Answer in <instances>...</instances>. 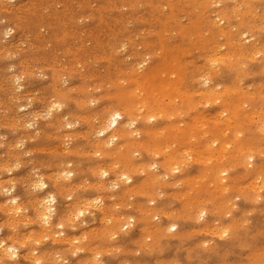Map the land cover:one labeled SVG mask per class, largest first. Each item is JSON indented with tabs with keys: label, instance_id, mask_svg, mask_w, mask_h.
<instances>
[{
	"label": "rangeland",
	"instance_id": "1",
	"mask_svg": "<svg viewBox=\"0 0 264 264\" xmlns=\"http://www.w3.org/2000/svg\"><path fill=\"white\" fill-rule=\"evenodd\" d=\"M101 1L0 0V264H264V0Z\"/></svg>",
	"mask_w": 264,
	"mask_h": 264
},
{
	"label": "bare ground",
	"instance_id": "2",
	"mask_svg": "<svg viewBox=\"0 0 264 264\" xmlns=\"http://www.w3.org/2000/svg\"><path fill=\"white\" fill-rule=\"evenodd\" d=\"M100 1H101V0H100ZM101 2H102V1H101ZM228 2H229V1H228ZM3 3H4V2H3ZM105 3H106V2H105ZM230 3H231V2H230ZM93 4H94V3H93ZM226 4H227V3H226ZM261 5H262V4H261ZM3 7H4V6H3ZM4 8H5V7H4ZM147 9H148V8H147ZM3 10H4V9H3ZM219 10H220V9H219ZM234 11H235V10H234ZM257 11H258V10H257ZM113 13H114V12H113ZM212 16H213V15H212ZM183 19H184V18H183ZM93 20H94V19H93ZM79 21H81V20H79ZM80 23H81V22H80ZM96 23H97V22H96ZM13 24H14V23H13ZM93 26H94V25H93ZM142 26H143V25H142ZM144 26H145V25H144ZM146 26H147V24H146ZM14 28H15V27H14ZM148 28H149V27H148ZM20 32H21V31H20ZM75 42H76V41H75ZM220 49H221V48H220ZM222 51H223V50H222ZM219 52H220V51H219ZM257 53H258V52H257ZM231 55H232V54H231ZM216 56H218V54H217ZM233 56H234V55H233ZM154 59H155V57H154ZM219 59H220V58H219ZM221 60H222V59H221ZM224 60H226V59H224ZM17 61H18V60H17ZM219 63H220V62H219ZM223 64H224V63H223ZM217 66H218V64H217ZM219 66H220V65H219ZM223 66H224V65H223ZM133 67H134V66H133ZM65 68H66V67H65ZM254 69H255V68H254ZM223 71H224V70H223ZM46 72H47V71H46ZM227 74H228V73H227ZM74 76H75V75H74ZM76 77H77V76H76ZM74 78H75V77H74ZM198 78H199V77H198ZM194 79H195V78H194ZM194 79H193V80H194ZM202 79H203V78H202ZM46 80H47V79H46ZM69 80H70V79H69ZM217 80H218V79H217ZM221 80H222V79H221ZM258 80H259V79H258ZM258 80H256V81H258ZM144 81H146V79H144ZM194 81H196V80H194ZM212 81H213V80H212ZM46 82H47V81H46ZM75 82H77V81H75ZM224 82H225V81H224ZM200 83H201V82H200ZM217 83H218V82H217ZM229 83H230V82H229ZM163 84H164V83H163ZM224 84H225V83H224ZM215 86H216V83H215ZM218 86H219V85H218ZM56 88H57V87H56ZM58 88H59V87H58ZM214 94H215V91H213L212 89H209V90H208V95H209V96H212V95H214ZM218 96H219V95H218ZM75 97H76V96H75ZM97 97H98V96H97ZM141 99H142V98H141ZM176 99H177V98H176ZM166 101H167V100H166ZM101 102H103V101H101ZM164 102H165V101H164ZM68 103H69V101H68ZM201 103H202V102H201ZM66 104H67V103H66ZM154 105H155V104H154ZM73 106H74V105H73ZM98 106H99V105H98ZM244 106H245V105H244ZM75 107H76V106H75ZM99 107H100V106H99ZM159 107H160V106H159ZM44 110H45V109H44ZM52 110H53V109H52ZM52 110L50 109V111L48 112L47 115H52V112H51ZM215 110H216V109H215ZM220 110H221V109H220ZM45 111H46V110H45ZM75 111H76V110H75ZM210 111H211V110H210ZM71 112H72V111H71ZM117 113L119 114V118L116 120L115 125L110 126V125H109V121L111 120V118H112L114 115H117ZM35 114H36V113H35ZM69 114H70V113H69ZM216 114H217V113H216ZM223 114H224V113H223ZM67 115H68V114H67ZM123 115H124V113H122V112L119 111V110H115V109H114V110H111V111L108 113V116H107V122L105 123L104 127L101 128L100 131H97V132H99V134H100L101 137L103 138L102 141H103L104 144L106 143V144H108L109 146H111V145H113L114 142L117 140V138H118V136H119L118 134L120 133V132H119V127H120V125H121V123H122ZM221 115H222V114H221ZM45 117H46V116H45ZM56 117H57V116H56ZM149 118H150V117H149ZM71 119H72V118H71ZM105 119H106V118H105ZM171 119H172V118H171ZM79 122H80V121H79ZM134 124H135V121H132V122L129 124V126L131 127V126H133ZM184 124H185V123H184ZM199 124H200V123H199ZM86 125H87V124H86ZM86 125H85V126H86ZM126 126H127V125H126ZM187 126H188V125H187ZM174 127H175V126H173L172 128H174ZM183 128H184V127H183ZM178 129L181 130V127L179 126ZM178 129H177V131H178ZM48 130H49V129H48ZM174 130H175V129H174ZM46 132H47V131H46ZM50 132H51V131H50ZM53 132H54V131H53ZM135 132H136V131H135ZM179 132H180V131H179ZM109 133H111V135H109ZM176 133H177V132H176ZM261 133H264V131L261 132ZM49 135H50V134H49ZM134 135H135V134H134ZM124 136L126 137V132H125V131H124ZM158 136H160V135H158ZM239 136H240V134H239ZM63 137H64V135H63ZM155 138H156V137H155ZM45 139H46V138H45ZM238 139H239V138H238ZM47 141H48V140H47ZM210 142H211V141H210ZM44 143H45V142H44ZM120 143H121V142H120ZM208 144H209V142H208ZM100 145H101V144H100ZM214 145H215V144H214ZM15 146H16V145H15ZM117 147H118V146H117ZM120 147H121V146H120ZM120 147H119V149H120ZM117 149H118V148H117ZM184 149H185V148H184ZM85 150H87V148H86ZM117 151H118V150H117ZM182 151H183V150H182ZM88 152H90V151H88ZM92 152H93V151H92ZM92 152H91V153H92ZM85 153H86V152H85ZM150 153H151V152H150ZM180 153H181V152H180ZM203 154H204V153H203ZM143 155H144V154H143ZM149 157H150V156H149ZM166 157H167V156H166ZM251 157H252V155H251V154H248V157H247V158L251 159ZM145 158H147V157H145ZM195 158H196V157H195ZM53 159H54V158H53ZM148 159H149V158H148ZM219 159H220V158H219ZM208 160H209V159H208ZM208 160H206V161H208ZM217 160H218V159H217ZM62 161H63V160H62ZM90 161H91V159H90ZM90 161H89V162H90ZM93 161H94V160H93ZM107 161H108V160H107ZM2 162H3V161H2ZM54 162H55V161H54ZM4 163H5V162H4ZM80 163H81V162H80ZM90 163H94V162H90ZM102 163H103V162H102ZM151 163H153V162H151ZM3 165H4V164H3ZM3 165H1V166H3ZM8 165H9V164H8ZM8 165H7V166H8ZM84 165H85V164H84ZM150 165H151V164H150ZM155 165H156V164H155ZM193 165H194V164H193ZM58 166H59V165H58ZM82 166H83V165H82ZM90 166H92V165H90ZM95 166H96V165H95ZM3 167H4V166H3ZM3 167H2V168H3ZM59 167H60V166H59ZM193 167H194V166H193ZM193 167H192V168H193ZM3 169H4V168H3ZM62 169H63V167H62ZM176 169H177V168H174L173 170L176 171ZM60 171H61V170H60ZM191 171H192V170H191ZM63 172H64V171H63ZM224 172H226V171L223 170V171H221L220 173L223 174ZM55 173H57V174H58V173L61 174L62 171H61V172H58V171H57V172H55ZM85 173H86V172H85ZM105 173H106V171H103L102 174L105 175ZM52 174H54V173H51V175H52ZM57 174H54V176H55V175L58 176ZM87 174H88V173H87ZM67 175L69 176V173H67ZM111 175H112V174H111ZM111 175H110V176H111ZM159 175H160V174H159ZM3 176H4V175H3ZM52 176H53V175H52ZM120 176L123 177L124 179H126L127 181L130 180V178H129L127 175H125L124 173H122V172L120 173ZM42 177H43V176H40V179L38 178V179H39L38 182H39V183H43V184L45 185L44 188H39V189L43 192V190L46 189L47 186H46V182L44 181V179H43ZM84 177H85V176H84ZM137 177H138V176H137ZM139 177H140V176H139ZM1 178H2V177H1ZM52 178H53V177H52ZM55 178H56V177H55ZM55 178H54V179H55ZM114 178H115V177H114ZM162 178H163V177H162ZM164 178H165V177H164ZM164 178H163V179H164ZM54 179H53V180H54ZM59 179H60V178L58 177V180H59ZM61 179H62V178H61ZM67 179H68V178H67ZM67 179H65V180H67ZM88 179H89V178H88ZM93 179H94V178H93ZM136 179H137V178H136ZM5 180H6V179H5ZM56 180H57V179H56ZM100 180H101V179H100ZM108 180H109V179H108ZM111 180H112V179H111ZM109 181H110V180H109ZM47 182H48V181H47ZM87 182H88V180H87ZM196 182H198V181H196ZM253 182H254V181H253ZM51 183H52V182H51ZM51 183H49V184H51ZM53 183H54V181H53ZM96 183H97V182H96ZM33 184L36 185V184H38V183H37V181H36V183H33ZM33 184H32V185H33ZM86 184L88 185V183H86ZM92 184H93V183H92ZM178 185H179V184H178ZM6 186H7V185H6ZM50 186H51V185H50ZM96 186H97V185H96ZM249 186H251V185H249ZM70 187H71V186H70ZM86 187H87V186H86ZM247 187H248V186H247ZM251 187H253V186H251ZM254 187H258V186H254ZM254 187H253L252 189H254ZM6 188H7V187H5V189H6ZM3 189H4V188H3ZM3 189H2V191H3V192H6V191H4L5 189H4V190H3ZM37 189H38V188H37ZM260 189H261V188H259V190H260ZM89 190H90V189H89ZM168 190H169V189H168ZM8 191H9V189H8ZM53 191H54V190H53ZM255 191H258V190H255ZM0 192H1V191H0ZM48 192H49V191H48ZM48 192L46 193L47 195H46L44 198H42V199L40 198V199H39V200H41V201H39V203H41V205H43V206H40V207H41V213H40V216H38V217L41 219V221H43V223L45 224V226H47V225H49V226H53V225H54V222H55V219H54L55 217H54V215H55L56 209H55V206L53 205V203H45V201L49 200V198L54 199V202L57 201V200H56V198L52 195V193L49 192V193L51 194V195H50V194H48ZM51 192H52V191H51ZM61 192H62V191H61ZM6 193H7V192H6ZM38 193H39V192H38ZM42 195H43V193H42ZM37 196H38V195H37ZM38 197H39V196H38ZM57 197H58V196H57ZM85 197H86V196H85ZM100 197H101V196H100ZM100 197H99V198H100ZM68 198H69V197H68ZM99 198H98V199H99ZM34 199L36 200V198H34ZM93 199H94V198H93ZM98 199H97V200H98ZM141 199H142V198H141ZM7 200H8V199H7ZM13 200L16 201V203H15V209H14L15 211H13V213L16 214L15 216H19V215H21L20 212H22V211H21L22 208H20V205H18L17 199H16L15 197L12 199V201H13ZM84 200H86V199H84ZM258 200H259V199H258ZM32 201H33V200H32ZM37 201H38V200H37ZM79 201H80V200H79ZM79 201H78V202H79ZM95 201H96V200H95ZM107 201H108V200H107ZM139 201H140V200H139ZM160 201H161V200H159V202H160ZM73 202H74V201H73ZM166 202H167V201H166ZM39 203H35V204L37 205V204H39ZM84 203H85V202H84ZM101 203H102V202H101ZM108 203H109V202H108ZM23 204H24V203H23ZM30 204H32V202H30ZM76 204H78V203L76 202L75 205H76ZM85 204H86V203H85ZM99 204H100V202H99ZM105 204H106V203H105ZM159 204H160V203H159ZM21 205H22V203H21ZM71 205H72V204H71ZM81 205H82V204H81ZM86 205H87V204H86ZM89 205H90V204H89ZM34 206H35V205H33L32 207H34ZM37 206H38V205H37ZM37 206H35L36 209L38 208ZM100 206H102V205L100 204ZM11 207H12V208H11ZM11 207H10L9 209H13L14 205H12ZM42 207H43V208H42ZM49 207H51V208L53 209V211H52L51 213L48 212V208H49ZM91 207L94 208V206H92V204H91ZM95 207H96V206H95ZM69 208H70V207H69ZM81 208H82V207H81ZM33 209H34V208H33ZM38 209H39V208H38ZM38 209H37V210H38ZM70 209H71V208H70ZM254 209H255V208H254ZM30 210H31V209H30ZM34 210H35V209H34ZM39 210H40V209H39ZM39 210H38V211H39ZM74 210H75V209H74ZM74 210H73V211H74ZM81 210H82V209H81ZM83 210H85V209H83ZM9 211H10V210H9ZM24 211H27V210H24ZM38 211H36V212L39 214L40 211H39V212H38ZM73 211H72V212H73ZM77 211H78V210H76V212H77ZM79 212H81V211H79ZM79 212H78V213H79ZM83 212H84V211H83ZM91 212H92V211H91ZM127 212H129V211H127ZM131 212H132V211H131ZM199 212H200V211H199ZM7 213H8V212H7ZM10 213H12V212L10 211L9 214H10ZM17 213H20V214L18 215ZM37 213H35V215H36ZM69 213H70V212H69ZM69 213H66V214H69ZM73 213H74V212H73ZM73 213H70V215H71V214L73 215ZM78 213H76V214H78ZM84 213H85V212H84ZM38 214H37V215H38ZM119 214H120V213H119ZM126 214H127V213H126ZM136 214H137V213H136ZM101 215H102V214H101ZM4 216H5V215H4ZM15 216H13V217H15ZM44 216H48V220H47V222L44 221ZM57 216L59 217V215H57ZM61 216H62V215H60V217H61ZM74 216H75V214H74ZM76 216L78 217V215H76ZM82 216H83V215H82ZM102 216H103V215H102ZM104 216H106V215H104ZM107 216H109V215H107ZM107 216H106V217H107ZM110 216H111V215H110ZM113 216H114V215H113ZM24 217H25V216H24ZM24 217H22V219H23ZM34 217H35V216H34ZM38 217H37V218H34V219H35V220H36V219H39ZM70 217H71V218H69V219H71V220H73V221L75 222L74 219H76L77 217H73L74 219H72V216H70ZM120 217H121V216H120ZM156 217H157V216H156ZM258 217H259V216H258ZM20 218H21V217H20ZM25 218L29 221V219L27 218V216H26ZM67 218H68V217H67ZM78 218H79V217H78ZM82 218H83V217H82ZM102 218H103V217H102ZM102 218H101V219H102ZM9 219H10V218H9ZM93 219H94V218H93ZM105 219H107V218H105ZM256 219H257V218H255L254 220H256ZM5 220H7V219H5ZM67 220H68V219H67ZM76 220H77V219H76ZM10 221H11V220H10ZM17 221L19 222V220H17ZM17 221H16V222H17ZM68 221H70V220H68ZM86 221L89 222L88 220H86ZM106 221H107V220H106ZM165 221H166V220H165ZM6 222H7V221H6ZM13 222H14V221H13ZM22 222L24 223V221H22ZM22 222H21V223H22ZM39 222H40V221H39ZM107 222H110V221H107ZM0 223H1V222H0ZM28 223H29V222H28ZM70 223H73V222L70 221ZM17 224H18V223H17ZM55 224H56V223H55ZM61 224H62V223L59 222L57 226H59V225H61ZM83 224H84V222H83ZM2 225H3V224H2ZM11 225H12V224H11ZM39 225H41V223H39ZM12 226H13V225H12ZM95 226H96V225H95ZM130 226H131V225H130ZM34 227H35V225H34ZM38 227H41V226H38ZM42 227H43V224H42ZM31 228H32V227H31ZM31 228H30V229H31ZM43 228H44V227H43ZM62 228H64V225H63ZM10 229H12V228L10 227ZM46 229H48V228L46 227L45 230H46ZM50 229H51V228H50ZM84 229H85V228H84ZM93 229H94V227H93ZM176 229H177V227H176L175 225L170 226V230H171V231H175ZM31 230H32V229H31ZM34 230H35V229H33V231H34ZM81 230H82V229H81ZM28 231H29V230H28ZM28 231H27V232H28ZM42 231H43V229H42ZM67 231H68V230H67ZM2 232H3V231H2ZM21 232H22V231H21ZM29 232H30V231H29ZM84 232H85V231H84ZM84 232H83V233H84ZM24 233H25V231H24ZM43 233L45 234V232H43ZM43 233H41V234H39V235H37V234H38V233H37L36 235L41 237ZM61 233H64V231H62ZM68 233H69V232H68ZM80 233H81V232H80ZM0 234H1V231H0ZM46 234H47V233H46ZM52 234L54 235V233H52ZM56 234H57V233H56ZM56 234H55V236H57ZM70 234H71V233H70ZM138 234H139V233H138ZM208 234H209V233H208ZM210 234H211V233H210ZM8 235H9V234H8ZM8 235H7V236H8ZM16 235H17V234H16ZM24 235H26V233H25ZM27 235H28L27 237H30V239H31L32 235L30 236L28 233H27ZM36 235H35V236H36ZM53 235H52V236H53ZM73 235L75 236V234H73ZM83 235H84V234H83ZM211 235H213V234H211ZM1 236H2V235H1ZM44 236H45V235H44ZM47 236H48V235H47ZM55 236H54V238H55ZM58 236H59V234H58ZM62 236H63V235H61V237H62ZM69 236H70V235H69ZM79 236L81 237V235H79ZM2 237H3V236H2ZM2 237H0V238H2ZM9 237H10V239H11V236H9ZM14 237H15V236H14ZM17 237H18V236H17ZM40 237L37 238L38 241H39V238H40ZM61 237H59V239H60ZM80 237H78V238L81 240V238L85 237V235L82 236L81 238H80ZM21 238H22V237H21ZM24 238H25V237H24ZM45 238H46V237H45ZM45 238L43 237V239H45ZM56 238H58V237H56ZM56 238H55V239H56ZM75 238H77V236H75ZM75 238H74V239H75ZM218 238H219V237H218ZM22 239H23V238H22ZM62 239H63V238H61V240H62ZM69 239H70V237H69ZM69 239H68V240H69ZM72 239H73V238H72ZM13 240H15V239L13 238ZM13 240H12V241H13ZM19 240H20V239H19ZM19 240H18V241H19ZM25 240H27V238H26ZM28 240H29V239H28ZM40 240H41V239H40ZM52 240H54V239L52 238ZM68 240L66 239L67 242L70 241V240H69V241H68ZM82 240H83V239H82ZM38 241H35V242L37 243ZM66 241H65V242H66ZM78 241H79V240H78ZM216 241H217V240H216ZM4 242H5V241H4ZM4 242H2V243H3L4 246H5V243H4ZM13 242H14V241H13ZM13 242H12V243H13ZM16 242H17V241H16ZM23 242H24V240L22 241V244H23ZM55 242H56V241H55ZM57 242H59V241H57ZM63 242H64V241H63ZM71 242H72V243H71ZM76 242H77V241H76ZM10 243H11V242H10ZM14 243H15V242H14ZM24 243H25V242H24ZM208 243H209V242H208ZM68 244H69V243H68ZM71 244H72V245L76 244V243H75V240H74V243H73V240L70 241V245H71ZM50 245H51V244H50ZM59 245H60V244H59ZM62 245H63V244H62ZM205 245H206V244H205ZM10 246H11V247H8V245H7V247H6V249H5L7 253H8L7 249H8V248H12V246H14V245H10ZM48 246H49V245H48ZM48 246H47V247H48ZM57 246H58V245H57ZM57 246H56V247H57ZM76 246H77V245H76ZM146 246H147V245H146ZM14 247H15V246H14ZM14 247H13V249L15 250V256H14V257L16 258V256H17V250H18V249L16 250ZM45 247H46V246H45ZM60 247H61V246H60ZM71 247H72V246H71ZM77 247H78V246H77ZM43 248H44V247H43ZM1 249L4 250V248H1ZM1 249H0V250H1ZM3 250H2V252H3ZM24 250H25V249H24ZM50 250H51V249H50ZM76 250H77V248H76ZM91 250H92V249H91ZM33 251H35V250H33ZM43 251H44V250H43ZM45 251H46V250H45ZM78 251H79V250H78ZM78 251H77V252H78ZM4 252H5V251H4ZM4 252H3V254L5 255ZM48 252H49V251H48ZM72 252H73V251H72ZM0 253H1V252H0ZM18 253H19V252H18ZM31 253H35V252H31ZM74 253H75V252H74ZM8 254H9V253H8ZM35 254H36V253H35ZM37 254H38V253H37ZM37 254L35 255L36 257H38ZM42 254H43V253H42ZM50 254H51V253H50ZM50 254H49V255H50ZM55 254H56V253H55ZM0 255H2V254H0ZM9 255H10V254H9ZM9 255H8V256H9ZM23 255H24V254H23ZM26 255H28V258L30 257L28 251H27ZM26 255H24V257H25ZM43 255H44V254H43ZM58 255H59V254L54 255V256H58ZM82 255H83V254H82ZM8 256H7V257H8ZM11 256H12V255H11ZM31 256L33 257V255H31ZM35 256H34V258H35ZM170 256H171V255H170ZM7 257H6V258H7ZM21 257H22V256H21ZM21 257H20V258H21ZM40 257H42V256H40ZM43 257H44V256H43ZM79 257H80V256H79ZM10 258H11V257H10ZM34 258H33V259H34ZM52 258H53V257H52ZM56 258H57V257H56ZM59 258H60V257H59ZM81 258H82V257H81ZM12 259H14V258H12ZM16 259H17V258H16ZM26 259H27V258H26ZM60 259H61V258H60ZM93 259H94V258H93ZM95 259H98V258L96 257ZM95 259H94V261H93V264H94V262H95ZM107 259H108V258H107ZM109 259H110V258H109ZM139 259H140V258H139ZM34 260H35V261L37 260V261H39V262H42V260L44 261V259L39 260V258H38V259L35 258ZM56 260H58V259H56ZM146 260H147V259H146ZM146 260H145V261H146ZM31 261H33V260H31ZM47 261H48V260H47ZM49 261H50V260H49ZM49 261H48V262H49ZM109 261H110V260H109ZM26 262H27V261H26ZM107 262H108V261H107ZM112 262H113V261H112ZM112 262H111V263H112ZM114 262H115V261H114ZM8 263H10V262H8ZM8 263H6V264H8ZM11 263H12V262H11ZM19 264H20V263H19ZM95 264H101V263H98V262H97V263H95ZM112 264H113V263H112ZM115 264H116V263H115Z\"/></svg>",
	"mask_w": 264,
	"mask_h": 264
},
{
	"label": "snow or ice",
	"instance_id": "3",
	"mask_svg": "<svg viewBox=\"0 0 264 264\" xmlns=\"http://www.w3.org/2000/svg\"><path fill=\"white\" fill-rule=\"evenodd\" d=\"M215 6L218 7L219 5H215ZM53 107H58V105H53ZM118 118H119V114L117 113V115H114V116L111 118V120L109 121V125H110V126L115 125L116 120H117ZM69 127H71V125H69ZM17 167H19V165H17ZM176 171H179V169L177 168ZM105 175H106V173H105ZM35 187H36V188H44L45 185H44L43 183H39V184H36ZM5 191H7V190H5ZM11 203L15 204L16 201L13 200V201H11ZM45 203H54V199L49 198V200L45 201ZM52 211H53V209H52L51 207H49V208H48V212L51 213ZM77 215H78V216H82V215H84V212L81 211V212H79ZM47 220H48V216H44V221L47 222ZM59 227L62 228V227H63V224L59 225ZM3 247H4V244H3L2 242H0V248H3ZM7 251H8V253H9L10 255H12V257L14 258V256H15V250H14L13 248H8ZM74 254H75V253H74ZM36 264H40V262L37 261Z\"/></svg>",
	"mask_w": 264,
	"mask_h": 264
}]
</instances>
